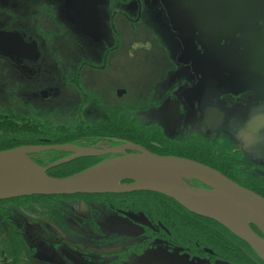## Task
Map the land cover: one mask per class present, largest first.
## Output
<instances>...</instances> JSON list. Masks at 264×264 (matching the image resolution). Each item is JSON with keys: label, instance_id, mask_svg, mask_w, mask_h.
<instances>
[{"label": "flooded vegetation", "instance_id": "obj_1", "mask_svg": "<svg viewBox=\"0 0 264 264\" xmlns=\"http://www.w3.org/2000/svg\"><path fill=\"white\" fill-rule=\"evenodd\" d=\"M141 28L166 64L147 84L115 90L137 104L95 109L101 90L96 95L83 80L125 75L123 63L115 69L108 59L124 47L127 31ZM1 34L15 36L0 46V64L20 85L59 70L43 57L47 49L60 53L54 42L62 36L80 35V49L93 58L61 71L70 97L57 115L76 123L29 125L23 114L0 115V152L48 148L24 158L63 179L142 150L200 165L264 198V0H0ZM42 38L51 41L47 49ZM138 43L132 47H147ZM59 93L44 85L38 97L62 99ZM164 179L213 191L182 175ZM13 250L23 264H264L220 224L149 191L2 200L1 264H12Z\"/></svg>", "mask_w": 264, "mask_h": 264}, {"label": "water", "instance_id": "obj_2", "mask_svg": "<svg viewBox=\"0 0 264 264\" xmlns=\"http://www.w3.org/2000/svg\"><path fill=\"white\" fill-rule=\"evenodd\" d=\"M1 35L0 46L3 47L15 37ZM258 69L264 74V53ZM46 149L20 147L0 152V201L28 196L156 192L175 200L190 213L220 224L264 262V198L220 178L213 171L187 161L154 157L142 150L140 156L108 161L63 179L48 177L43 169L32 163L15 162L27 153ZM170 175L196 179L213 191H195L166 182L164 178ZM126 180L133 183L122 185ZM250 225L263 238L253 232Z\"/></svg>", "mask_w": 264, "mask_h": 264}, {"label": "rangeland", "instance_id": "obj_3", "mask_svg": "<svg viewBox=\"0 0 264 264\" xmlns=\"http://www.w3.org/2000/svg\"><path fill=\"white\" fill-rule=\"evenodd\" d=\"M141 30L142 31L136 29V32H132L131 30L127 31L124 47L122 46L118 52L111 54L108 59L109 62L114 63L115 69L118 68L119 63H123L126 67L125 75H111V73H113L111 72L109 74H104V76L93 75L83 80L85 85L96 91V95L102 94L101 98L97 97L98 105L94 106L95 109L100 110L104 107H118L129 102L137 104L138 100L128 101V99H118L114 94L115 90L121 88L135 90L137 83H141V85L147 84L149 81H152L153 70L159 65L166 64L165 53L159 48L154 37H152L147 30L143 28H141ZM42 39L47 49V45H49L51 41L48 40V38ZM137 42H139V45L146 44L147 47L142 46L141 48H133L132 46L135 44L137 45ZM54 43L55 45H61L62 48L60 53L54 57L53 51L47 49V55H44L43 62L47 65L49 62L56 61L59 70L52 69L49 71L50 74L42 72L39 77L25 82L24 85L21 84L22 88L21 85L18 84L20 82L15 79V76H12L5 66L0 64V115H6L8 113H14L15 115L23 114L33 119L31 122L39 123L36 121H42L44 122L43 124L51 125L76 123L75 119L72 117H63L60 114L57 115L60 113V109H67V103L63 101V99L66 95H69L70 90L65 86L61 71L66 67V63H79L83 58L92 59L93 55L89 53V51L86 52V50L82 51L80 49V46H85L84 38L80 35L62 36L59 40L56 39ZM51 56H53L55 60H51ZM101 56V54H98L99 60H101ZM116 72L115 70L114 73ZM110 76L112 78H110ZM44 85L45 87H48V85L55 86L58 92H60L59 94H61L62 99L59 98L60 96L54 98L50 96V100L48 101L40 99L38 97V92ZM98 89L101 90L99 94ZM90 100L81 103V105H85L84 109L89 106L87 102H91ZM73 106L74 104L72 108ZM60 120L62 122H60ZM20 264H23V261H20Z\"/></svg>", "mask_w": 264, "mask_h": 264}, {"label": "trees", "instance_id": "obj_4", "mask_svg": "<svg viewBox=\"0 0 264 264\" xmlns=\"http://www.w3.org/2000/svg\"><path fill=\"white\" fill-rule=\"evenodd\" d=\"M39 123H35V122H29V125H38ZM15 125H19V124H15ZM12 248H15V247H12ZM15 251L13 250V253H11L12 254V259H13V261H12V264H20V261L18 260V256L16 255L15 256Z\"/></svg>", "mask_w": 264, "mask_h": 264}, {"label": "bare ground", "instance_id": "obj_5", "mask_svg": "<svg viewBox=\"0 0 264 264\" xmlns=\"http://www.w3.org/2000/svg\"><path fill=\"white\" fill-rule=\"evenodd\" d=\"M15 162L19 164H27V160L22 156L18 157Z\"/></svg>", "mask_w": 264, "mask_h": 264}]
</instances>
